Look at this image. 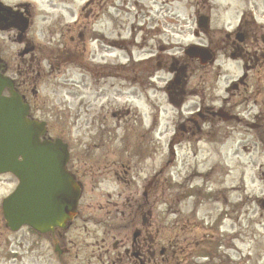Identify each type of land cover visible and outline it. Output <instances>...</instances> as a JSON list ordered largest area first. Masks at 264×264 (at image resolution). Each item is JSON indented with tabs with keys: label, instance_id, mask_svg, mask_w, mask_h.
<instances>
[{
	"label": "flooded vegetation",
	"instance_id": "obj_1",
	"mask_svg": "<svg viewBox=\"0 0 264 264\" xmlns=\"http://www.w3.org/2000/svg\"><path fill=\"white\" fill-rule=\"evenodd\" d=\"M82 1L84 3L79 11L77 10V17L72 23L65 19L55 26L61 27L60 31L57 30L61 36L57 44L48 37L45 41L37 43L35 34H30L35 24L30 4L0 0L1 72L14 76L16 89L23 95L24 101L30 104V117L36 116L35 109L38 106L35 100L33 102L29 100L28 92L31 90L38 97L37 87L48 77L50 71H53V57L64 60L76 59L78 68L87 72L91 79L96 80L94 85L96 92L103 93L99 95L101 98L113 95V98L117 99L114 94L118 97L130 96L140 100L142 104L141 108L128 106L116 111L112 110L111 102L108 100L107 105L101 107L99 115L90 117L93 123V132L90 131V133H93L91 138L94 140V146L79 147L77 157L71 156L70 162L77 160V170L73 169V165H68L69 171L72 172L81 188L76 215L65 224L53 226L45 232L31 229L34 238L47 242L46 250L50 251L48 258L53 261L51 263L45 260L46 256L42 253L34 264H170L172 260H177L174 245L169 243V246H166L165 237L160 234L166 225L165 215L168 213L172 214L171 216L173 214L176 217L180 216L182 212L180 205L184 204L187 197L169 195L166 199L173 197V202L165 201V184L162 181L164 172L162 168L155 169V164H164L163 134L159 133L158 136L156 133L158 120L164 109L163 96H159L158 92H162L164 87L161 88L153 83L156 71L148 66L134 69L135 77L133 78L131 51L126 52L129 60L123 64L101 65L90 61L96 60L95 55L90 51L94 42L107 45L111 49L127 50L126 44L136 41L138 35L136 31L131 37L117 35V22L121 17L116 18L119 11L116 0ZM75 2L76 0H64L63 3L66 14L71 17H74L75 13L69 6ZM128 3L129 0H125V8ZM63 16L65 18V15ZM106 17L109 20L110 30L107 25L105 26ZM142 30L144 28L140 31ZM236 30V37L239 32L244 34L245 48L239 45L235 38L231 40L234 32H227L225 41L236 50L233 54H238L245 61V57L248 56L243 54L248 52L249 43H252V49L255 51L262 46L258 41L259 26L254 21H246L245 24L240 23ZM162 32L161 29H157L151 34L145 28L142 44L148 45L149 40L162 42V39H159ZM196 35H199V31ZM8 40L18 44L15 52L18 58L16 63H13L12 59L6 55V49L2 44ZM151 47L153 48V44ZM207 47L216 56V50L210 46ZM166 51L165 46H160L158 52L150 58L159 60L158 64L161 67L164 66V62L160 59H170L172 62L178 59L175 53L170 54ZM260 56L264 57V51L260 53ZM258 59L257 53L253 52L249 60L253 62L254 67L244 62L245 67H250L247 68L248 71L263 70L256 68ZM144 61L147 63L148 58L140 61L142 65ZM188 71L192 73L188 75ZM24 75L28 78L22 80L18 78ZM221 76L220 71L210 70L208 73L207 67H189L179 74L177 83H171L172 80L168 82L165 87L168 103L177 107L182 115H184L182 109L190 102L196 108L193 110L190 107L187 111L189 115L184 117L183 123L179 125L173 138L178 141H193L196 146L204 140L213 143L217 140L235 139L242 133L245 122L249 121L247 118H250L247 115L251 112L249 105L245 106V104L254 96H264V88L260 85L262 77L258 76L256 80L259 85L255 91L253 90V96L250 84L243 82L245 76L228 85L222 94L217 83L211 82L218 81ZM192 77L195 78V82L188 84ZM108 81L109 84H107ZM30 85L34 88L31 89ZM83 95L84 93H80L81 97ZM261 101L264 105V98ZM84 104V102L80 103V105ZM148 106L155 108L156 111L149 113ZM87 113L89 115L90 111ZM254 119L256 127L254 125L253 127L258 128L260 126L258 123L264 120V112L255 114ZM113 120L122 123L118 125L123 129L121 133L112 130L110 123ZM194 149V155H196L200 151L209 154L212 150L219 148L194 147ZM194 149L191 148V150ZM211 173L212 171L206 172L203 181H207L206 178ZM198 177H202V173L196 174V171L195 173L191 171L187 184L195 183ZM87 178H89L88 181ZM138 181L143 182V192L136 193L137 196L133 197L130 195L131 189L130 191L128 189L132 185L137 187ZM205 190L202 186L194 187L190 198L194 199L195 203L189 214L190 217L188 215L184 217L186 221L183 226L179 222H169L168 224H177L179 227H173L168 230V233H178L177 236L184 238L188 235L193 236L192 240H188L189 243L194 241L197 244L200 243L195 233L199 229L196 219H198L197 212L202 203L200 202L197 206L195 198H200ZM208 194L211 197L213 193L208 192ZM155 196L157 199L154 201ZM170 202L176 208H173ZM214 203L221 204L220 216L227 215L228 218L229 197L225 195L223 200H216ZM242 208L243 203L237 202L236 206L231 208V212H236L239 218ZM0 221L5 227L2 210H0ZM209 231L212 235L214 234L212 230ZM2 240L4 241L0 236V242ZM175 247L177 248V245ZM38 250L37 247L36 251ZM13 254L16 258L18 257V251L14 250Z\"/></svg>",
	"mask_w": 264,
	"mask_h": 264
},
{
	"label": "rangeland",
	"instance_id": "obj_2",
	"mask_svg": "<svg viewBox=\"0 0 264 264\" xmlns=\"http://www.w3.org/2000/svg\"><path fill=\"white\" fill-rule=\"evenodd\" d=\"M13 1L30 4L35 18V24L30 34H35L37 43L45 41L48 37L49 40L57 42V44L61 40V36H59L61 27L58 29L55 26L65 19L69 20V23L74 21L77 17V10L79 11L84 3L82 0H76L75 4L69 6L74 9L75 13L74 17H71L66 14L65 6H63L64 0ZM116 5L119 9L116 18L121 17L117 22V35L131 37L136 31L138 35L136 41L127 43V50L111 49L107 45L94 42L90 51L95 55L96 60H90L91 62L101 65L105 63L123 64L129 60V56L126 54L128 51L132 52L131 60L134 62L147 58L154 59L150 57L158 52L160 46H165L170 54L175 53L179 59L177 66L185 64L187 68H200L201 64L196 61L197 59L195 61L186 60L184 56V50L189 45L198 44L210 46L216 50L215 62L202 67H207L208 73L210 70L221 72L222 76L219 80L211 82L217 83L222 94L228 85L237 82L243 76H245L243 82L250 84L253 96V90L255 91L259 85L256 81L258 76L262 77L260 85L264 88V66H262L264 57L259 56L256 63V68L263 70L260 72L246 70L249 66L253 67V62L249 60V56H252L253 52L259 55L264 51V44L261 41V35L264 34V0H129L126 8L125 0H116ZM203 15L210 16V28L207 32H203L198 25V18ZM245 20L257 22L260 30L258 41L262 46L258 48L255 45L260 49L255 51L252 49V43H249L248 52L243 54V56L248 57H245V61H243L238 54V58L231 57L236 50L225 40L227 32H234L231 40L233 41L235 38L238 44L245 48V45L240 43L236 37L238 25L240 23L245 24ZM106 25H110L108 17H106ZM107 28L111 29L109 26ZM143 28L144 30L146 28L151 34L155 33L157 29H161L163 32L159 39H162V42L149 40L148 45H143L144 30L140 31ZM198 31L199 35H196ZM244 42L246 41L244 40ZM2 44L6 49V55L12 59L13 63H16L18 58L15 52L18 44L12 40ZM152 44L153 48L151 47ZM255 44L258 45V43ZM160 60L164 62L161 69H157L159 61L157 59L152 60V67L156 68L153 83L161 88L164 87L162 92H158L159 96H163L164 109L156 128L158 136L159 133L163 134L164 164H155V169L159 167L164 172V178H159L165 183V201L173 202V197L166 199L169 195L187 197L184 204L180 205L182 208L180 216L176 217L174 214L171 216L172 214L168 213L165 215L166 225L160 234V236L165 237L166 246H169V243L174 245L177 260H172L170 264L207 262L205 258L194 256L196 245L188 241L189 239L192 240L193 236L188 235L184 238L177 236L178 233H168V230L173 227H179L177 224H168L169 222H179L183 226L186 221L184 217L186 215L190 217L189 214L195 202L194 199L190 198L188 191L201 186L206 190L200 198H195L197 206L200 202L202 203L197 212L198 219H196L199 225V229L195 233L197 240L202 243L210 237L212 240H217L218 237L222 236L220 251L227 258L226 264H264V209L260 202L264 198V120L258 123L260 125L258 128L253 127V125L256 127L254 115L264 112V105L261 103L264 96H254L250 102L245 104V106L249 105V109H251L250 114L247 115L250 118H247L249 121L245 122L244 129L237 138L217 140L213 143L204 140L196 146L193 141H178L173 137L179 125L183 123L184 117L189 115L187 111L190 107L193 110L196 108L190 102L188 106L182 109L184 112L182 115L177 107L167 102L165 87L174 77L169 72L172 60ZM244 62H247L249 66L245 67ZM191 73L192 71H188L187 74L190 75ZM194 82L195 78L192 77L188 84ZM95 83L96 80L91 79L88 73L79 69L76 64H67L53 68L37 93L38 108L35 114L41 119L48 120L51 126L50 134L54 137L64 138L70 144L71 153L75 157H77L79 147L94 146V140L91 138L93 133H90V131L93 132L91 118L92 115H99L103 105H107L110 101L112 110L116 111L128 106L142 107L140 100H135L130 96L118 97L114 94L117 99H114L113 95L101 98L99 95H103V93L101 91L96 92ZM80 93H84L83 97L80 96ZM155 101L157 102V100ZM82 102L85 104L80 105ZM82 107L85 108L82 109ZM147 108L149 113L156 111L151 106ZM87 110L90 111L89 115ZM112 110L110 109V112ZM128 119L130 120V118ZM118 125H122V123L114 120L110 123L112 130L121 133L123 129ZM194 147L219 149L212 150L209 154L200 151L194 155ZM75 160L71 162V165H73L74 170H77V160ZM191 171L192 173L196 171V174L202 173V177H198L195 183L192 182L188 185L187 178H189ZM208 171H212V173L207 176V181H203L204 175ZM88 180L89 178H87ZM15 181L11 175H0V203L4 197L13 191L16 185ZM168 181L172 188L168 187ZM166 183L168 184L166 185ZM136 185L137 187L132 185L128 189V191L131 189L130 195L133 197L137 196L136 193L143 192V182L138 181ZM176 186H178L177 189ZM102 188L104 189V184ZM208 192L213 193L211 197ZM225 195L230 200L228 218L227 215L220 216L221 204L214 203L216 200H223ZM156 199V196L153 197L154 201ZM237 202L243 203L239 218L236 212H231V208L236 206ZM169 204L176 208L173 203L170 202ZM1 223L0 221V236L4 241L0 242V264H34L42 253L46 256H42L45 260L53 263L48 258L50 251L46 250V241L34 238L35 236L25 228L11 232ZM209 230H212L214 234L212 235ZM205 235L208 236L205 237ZM37 247L38 252L36 251ZM14 250L15 252L18 251L17 258L13 254Z\"/></svg>",
	"mask_w": 264,
	"mask_h": 264
},
{
	"label": "water",
	"instance_id": "obj_3",
	"mask_svg": "<svg viewBox=\"0 0 264 264\" xmlns=\"http://www.w3.org/2000/svg\"><path fill=\"white\" fill-rule=\"evenodd\" d=\"M202 51L190 47L186 53L199 56ZM6 87L12 88L13 81L0 74V173L14 174L19 185L3 201L4 216L13 230L28 224L45 232L72 219L80 188L66 169L68 145L42 140L46 124L27 117L29 107L17 92L3 96Z\"/></svg>",
	"mask_w": 264,
	"mask_h": 264
},
{
	"label": "trees",
	"instance_id": "obj_4",
	"mask_svg": "<svg viewBox=\"0 0 264 264\" xmlns=\"http://www.w3.org/2000/svg\"><path fill=\"white\" fill-rule=\"evenodd\" d=\"M207 254L212 259L211 264H220V262H223V257L219 253L218 255L216 250H212L211 253Z\"/></svg>",
	"mask_w": 264,
	"mask_h": 264
}]
</instances>
